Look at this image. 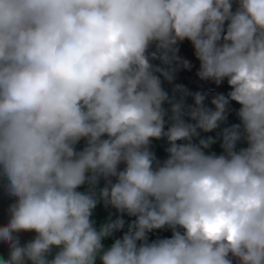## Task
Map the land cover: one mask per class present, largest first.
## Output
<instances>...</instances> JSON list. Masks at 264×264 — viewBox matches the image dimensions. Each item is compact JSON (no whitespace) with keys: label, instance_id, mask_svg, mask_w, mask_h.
<instances>
[{"label":"clouds","instance_id":"clouds-1","mask_svg":"<svg viewBox=\"0 0 264 264\" xmlns=\"http://www.w3.org/2000/svg\"><path fill=\"white\" fill-rule=\"evenodd\" d=\"M184 40L199 78L231 89L214 108L162 87L172 69L151 61L171 65ZM230 101L240 123L217 155L200 132ZM0 185V264H264V0H0ZM101 202L119 215L97 226ZM160 229L171 237L149 242Z\"/></svg>","mask_w":264,"mask_h":264},{"label":"crops","instance_id":"crops-1","mask_svg":"<svg viewBox=\"0 0 264 264\" xmlns=\"http://www.w3.org/2000/svg\"><path fill=\"white\" fill-rule=\"evenodd\" d=\"M236 4H233V9L235 10ZM178 48V51L175 53H178V55L181 57L182 60V68L186 77V82L185 83H180L177 80L176 76V71L174 68V59H172L171 65H163L160 59H154L152 60V64L154 66H160L164 68H171L172 69V74H173V80L171 82L165 80L161 76V81H162V87L164 90L169 94L170 98H175L176 100H179L181 98V93L178 91H175V88L177 85H182L184 86L190 93H196L200 92L202 94L206 95L205 99V105L209 108H214V106L211 104L212 98L217 95V94H224L227 96V93L231 90L227 80L222 82V87L221 89L215 93H209L206 91L205 85L203 84L202 80L199 78L197 75L199 68H200V62L195 56V51L194 48L191 44L190 41L184 40L182 42H178L176 45ZM150 52L157 51L155 46L153 45L150 50ZM172 55V54H170ZM187 61L189 66H185L184 62ZM186 105H193L194 100L192 96H187L184 98ZM164 107L166 109L170 108L169 104H165ZM240 105L237 104L235 101H230L229 103V111L227 112V119L224 121L220 128L214 130L213 132L209 133H204L200 132V138H206L208 136H212L214 138H217L219 136V133L222 131L224 127H229L233 124H239L240 120L238 116L236 115ZM170 114V113H169ZM187 120L188 118L185 117ZM191 122V121H190ZM85 141L82 139L77 145L76 148L77 150H82L83 147H85ZM167 141L165 139L161 140H153L151 144V151H153L156 155V157L163 161L164 159L167 158V153L165 151L167 147ZM247 147V144L245 141L241 140L237 143V149ZM206 151L208 152H215L217 155L221 154L223 149L221 148V140L217 138L216 143L212 144L209 149ZM124 165H120V168L122 169ZM114 180V178H113ZM105 184V181L103 178H101L100 183L98 185V188H102ZM86 185L82 186L80 191L86 190ZM13 202L12 198L7 195L5 192L4 188L2 185H0V226H4L8 223L9 221V213H8V207L9 205ZM119 214L116 212L115 209L112 208H105L103 203L101 202L100 204L97 205V207L94 209L93 212V217L94 221L96 222L97 226H100L101 224L105 223L109 216H111V219H116V217ZM125 220V227L123 230L115 232L112 237L107 238L104 241L105 247H109L115 239L121 238L124 232L127 231V225L130 223L132 220H134V217H128L127 215L123 216ZM19 239L21 244L23 245L24 243L32 240L35 236V233L33 232H21L18 234ZM172 235L171 230L169 229H160V230H154L153 232L148 234L149 237V242L152 240L156 239H163V238H170ZM9 254V247L7 244L0 242V256H3L4 258H7ZM97 264H99V261H97ZM235 264V261H234Z\"/></svg>","mask_w":264,"mask_h":264},{"label":"trees","instance_id":"trees-1","mask_svg":"<svg viewBox=\"0 0 264 264\" xmlns=\"http://www.w3.org/2000/svg\"><path fill=\"white\" fill-rule=\"evenodd\" d=\"M174 56V68L176 71L177 80L183 84L186 82V77L182 68V60L178 53H175Z\"/></svg>","mask_w":264,"mask_h":264},{"label":"built area","instance_id":"built-area-1","mask_svg":"<svg viewBox=\"0 0 264 264\" xmlns=\"http://www.w3.org/2000/svg\"><path fill=\"white\" fill-rule=\"evenodd\" d=\"M202 82L205 85L206 91L212 94L217 93L222 87V83L220 85H216L213 81L209 80H202Z\"/></svg>","mask_w":264,"mask_h":264}]
</instances>
